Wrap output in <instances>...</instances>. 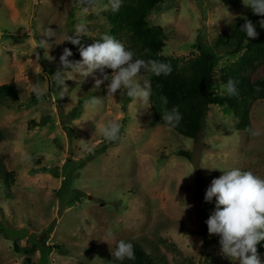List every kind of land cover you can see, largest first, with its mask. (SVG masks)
<instances>
[{"label": "rangeland", "instance_id": "1", "mask_svg": "<svg viewBox=\"0 0 264 264\" xmlns=\"http://www.w3.org/2000/svg\"><path fill=\"white\" fill-rule=\"evenodd\" d=\"M106 4L96 0L97 10L84 13L78 0H0V84L17 89L15 99L0 97V264H27L25 257L30 264H117L111 252L119 240L138 242L161 264H239L209 234L216 201L204 197L222 171L239 168L264 178V98L249 109V129L261 136L236 130L231 112L211 104L190 139L153 121L149 104L125 90L107 96L109 81L95 88L98 70L66 80L60 97L52 75L67 46L77 52L73 61L81 59L80 45L55 43L77 24L88 29L81 45L101 40L109 28ZM247 12L243 0H163L147 19L166 33L162 54L187 58L200 42L218 55L217 75L242 50L230 55L213 40ZM49 28L55 38L44 36ZM41 40L52 46L39 48ZM105 73L110 80L112 71ZM263 75L264 61L250 78ZM137 80L143 86L146 72ZM36 82L47 89L43 102L31 91ZM216 91L223 93V85ZM93 96L103 99L96 112L85 108ZM108 121L121 125L115 142L98 131ZM108 229L115 235L109 244L101 241ZM258 254L264 264V249Z\"/></svg>", "mask_w": 264, "mask_h": 264}, {"label": "clouds", "instance_id": "2", "mask_svg": "<svg viewBox=\"0 0 264 264\" xmlns=\"http://www.w3.org/2000/svg\"><path fill=\"white\" fill-rule=\"evenodd\" d=\"M246 6L251 7L255 15L264 17V0H243ZM123 0H108V4L103 5L104 10L110 8L113 12H118ZM84 13L96 11V0H78ZM260 26L264 28V19L259 21ZM245 32L248 38L255 39L258 33L252 22L246 21L240 28ZM88 29L85 24H77L73 35H66L60 41H65L73 45H80L79 61L69 59L73 55L69 48H64L59 57L60 67L52 75L53 80L62 91L60 97L65 96L68 90L66 80H74L76 75L87 78L93 75L97 70L102 79L95 78V88H99L104 81L107 84V96L113 97L114 94L125 90L126 95L132 100L147 105L151 97V87L145 82L142 86L137 77L141 72H148L155 76L169 75L172 72L170 64L162 63L156 60L133 59L134 53L125 48V46L114 37L104 34L101 40L88 46L81 45V37H84ZM45 37L55 38V31L51 28L44 33ZM47 41L41 40L39 48L49 49ZM54 57L48 56V60H54ZM39 60V55H37ZM105 69L112 71L111 79L105 73ZM224 92L228 96L239 94L237 81L229 79L223 86ZM32 93L36 99L43 102L47 95V89L42 88L38 82L33 83ZM162 105L168 104L167 97L160 96ZM103 107V99L99 96H93L85 101V108L91 112H96ZM162 119L166 125L176 127L182 120V115L177 107L170 111L165 110ZM121 125L118 122L108 121L98 128L99 133L109 142L119 140ZM253 137L261 136L260 130H248ZM219 178L211 181L210 186L205 193V201L211 202L213 198L216 201V208L209 216L207 223L210 235L219 236L221 252L233 261L239 264H262L258 254L257 245L264 241V178L255 175L252 171H242L239 168H232L228 171H222ZM115 239L111 229H108L104 238L101 240L109 244L110 240ZM116 260L125 259L134 260V246L130 242L119 240L114 252H111Z\"/></svg>", "mask_w": 264, "mask_h": 264}, {"label": "trees", "instance_id": "3", "mask_svg": "<svg viewBox=\"0 0 264 264\" xmlns=\"http://www.w3.org/2000/svg\"><path fill=\"white\" fill-rule=\"evenodd\" d=\"M108 3V0H104ZM163 0H123L118 12L104 11V16L109 24L107 34L119 40L126 49L134 53L133 59L156 60L170 64L172 72L165 76H155L146 72L147 83L151 87L149 109L152 119L158 124L165 125L177 134L195 139L201 130L203 118L209 105L216 104L231 112L235 118L236 130L249 129V109L253 101L264 98V75L252 80L250 71L257 63L264 61V28L259 21L264 17L255 15L251 7L247 6V16L236 17L229 23L226 30L219 32L212 45L216 48H225V52L234 55L241 53L227 65L218 69L214 74V68L218 61V55L210 47L200 42L192 44L196 53L190 57L164 55L161 49L165 44L166 33L158 25H150L147 19L149 13ZM251 21L255 26L258 36L255 39L248 38L241 27L246 21ZM100 41V40H99ZM92 41L87 44L90 45ZM67 48H69L67 46ZM70 49V48H69ZM70 60L77 56L75 50ZM229 79L237 81L239 94L228 96L225 92L216 91L219 84L225 85ZM48 84V88H49ZM167 97L168 104L162 105L159 97ZM0 97H17V89L12 83L0 84ZM177 107L182 115V120L176 127L166 125L162 119L165 110ZM65 129L67 127L65 126ZM178 154L189 158L186 151L178 150ZM205 219L200 218L198 233L203 235L205 231ZM218 239L219 236L217 237ZM130 242L134 246L135 259L117 261V264H161L148 255L136 241ZM115 244V249H116ZM55 248V245H49ZM264 249V241L257 245L258 253ZM31 249L24 250V253ZM30 264L28 257L24 258ZM116 264V262L114 263Z\"/></svg>", "mask_w": 264, "mask_h": 264}]
</instances>
